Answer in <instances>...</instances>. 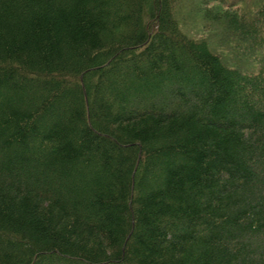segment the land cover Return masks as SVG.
Here are the masks:
<instances>
[{
  "label": "trees",
  "instance_id": "1",
  "mask_svg": "<svg viewBox=\"0 0 264 264\" xmlns=\"http://www.w3.org/2000/svg\"><path fill=\"white\" fill-rule=\"evenodd\" d=\"M188 2L0 0V264H264V0Z\"/></svg>",
  "mask_w": 264,
  "mask_h": 264
},
{
  "label": "rangeland",
  "instance_id": "2",
  "mask_svg": "<svg viewBox=\"0 0 264 264\" xmlns=\"http://www.w3.org/2000/svg\"><path fill=\"white\" fill-rule=\"evenodd\" d=\"M217 0H195L196 5L201 10V7L206 6H218ZM225 2L235 1L238 4H242L248 7H254L258 0H223ZM180 22L182 23L183 30L189 35L200 37H207L209 42L218 48H221L225 52L226 56L232 53L228 50L229 43L228 37H225L224 31L221 26L214 23H205L204 18L201 16V11L195 7L194 0L186 3L181 11L178 13ZM210 44V45H211ZM228 57V56H227ZM237 57V56H236ZM236 63H239L243 68L246 67V62L243 59H236Z\"/></svg>",
  "mask_w": 264,
  "mask_h": 264
}]
</instances>
